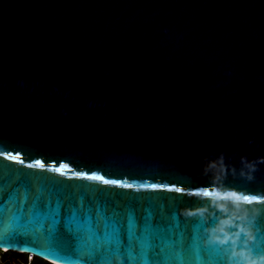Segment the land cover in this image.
Here are the masks:
<instances>
[{
    "label": "water",
    "instance_id": "obj_1",
    "mask_svg": "<svg viewBox=\"0 0 264 264\" xmlns=\"http://www.w3.org/2000/svg\"><path fill=\"white\" fill-rule=\"evenodd\" d=\"M0 188V254L79 264L116 208L153 264H264V0H0Z\"/></svg>",
    "mask_w": 264,
    "mask_h": 264
},
{
    "label": "snow or ice",
    "instance_id": "obj_2",
    "mask_svg": "<svg viewBox=\"0 0 264 264\" xmlns=\"http://www.w3.org/2000/svg\"><path fill=\"white\" fill-rule=\"evenodd\" d=\"M20 162L23 163V161ZM36 164L41 168L44 167L41 161H36ZM31 166V164L28 165V167ZM65 167L67 166L61 165L53 170L61 172ZM76 175L91 180H100L105 184L133 188L132 184H125L118 179H106L104 176L88 175L87 173H76ZM158 187L162 186L156 184L141 185V188L156 189ZM2 194L3 189L0 188V196ZM26 198L25 195V200ZM243 199L249 203L252 200L259 202L258 197L244 196ZM37 200H39V195L32 201V207L36 206ZM66 211L69 213L74 211L71 203L67 205ZM84 212L90 216L91 209L84 208ZM67 234L72 240H81L89 235L93 239V244L90 246L89 251L80 253L79 264H111V262L95 259L96 256L103 257L109 251L123 257L121 264H153V261L144 259L149 253L157 258L172 255L171 250L163 247V237L153 230L151 221L139 223L133 218L121 216L116 208L98 209V219L95 226L90 221L84 224H77L75 228L68 229ZM158 264H170V262L160 259Z\"/></svg>",
    "mask_w": 264,
    "mask_h": 264
},
{
    "label": "trees",
    "instance_id": "obj_3",
    "mask_svg": "<svg viewBox=\"0 0 264 264\" xmlns=\"http://www.w3.org/2000/svg\"><path fill=\"white\" fill-rule=\"evenodd\" d=\"M8 253L19 256L21 258L22 264H27L26 258L30 257L29 255H24V254H17V253H12V252H8ZM0 259H1V264H10L4 253L0 254ZM28 264H50V263H47L41 259H38V258H35L34 256H31Z\"/></svg>",
    "mask_w": 264,
    "mask_h": 264
},
{
    "label": "rangeland",
    "instance_id": "obj_4",
    "mask_svg": "<svg viewBox=\"0 0 264 264\" xmlns=\"http://www.w3.org/2000/svg\"><path fill=\"white\" fill-rule=\"evenodd\" d=\"M4 254L6 255V258L10 264H22L21 258L19 256L10 254L8 252H5ZM26 259H27V264H28L30 259H29V257H27ZM0 264H1V259H0Z\"/></svg>",
    "mask_w": 264,
    "mask_h": 264
},
{
    "label": "built area",
    "instance_id": "obj_5",
    "mask_svg": "<svg viewBox=\"0 0 264 264\" xmlns=\"http://www.w3.org/2000/svg\"><path fill=\"white\" fill-rule=\"evenodd\" d=\"M31 258V255H30V257H29V259Z\"/></svg>",
    "mask_w": 264,
    "mask_h": 264
},
{
    "label": "bare ground",
    "instance_id": "obj_6",
    "mask_svg": "<svg viewBox=\"0 0 264 264\" xmlns=\"http://www.w3.org/2000/svg\"><path fill=\"white\" fill-rule=\"evenodd\" d=\"M5 253V252H4Z\"/></svg>",
    "mask_w": 264,
    "mask_h": 264
}]
</instances>
